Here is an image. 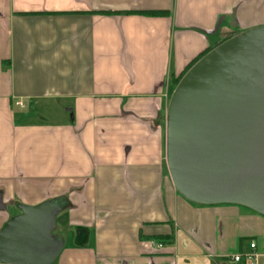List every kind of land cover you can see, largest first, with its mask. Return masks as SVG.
<instances>
[{
    "label": "crops",
    "instance_id": "crops-1",
    "mask_svg": "<svg viewBox=\"0 0 264 264\" xmlns=\"http://www.w3.org/2000/svg\"><path fill=\"white\" fill-rule=\"evenodd\" d=\"M260 26L264 0H0V230L63 199L52 264H229L250 242L264 254V216L187 201L165 161L175 80Z\"/></svg>",
    "mask_w": 264,
    "mask_h": 264
},
{
    "label": "water",
    "instance_id": "water-1",
    "mask_svg": "<svg viewBox=\"0 0 264 264\" xmlns=\"http://www.w3.org/2000/svg\"><path fill=\"white\" fill-rule=\"evenodd\" d=\"M165 161L187 201L264 216V26L220 43L182 76L168 103ZM64 205L23 207L0 230V263L52 264Z\"/></svg>",
    "mask_w": 264,
    "mask_h": 264
},
{
    "label": "built area",
    "instance_id": "built-area-1",
    "mask_svg": "<svg viewBox=\"0 0 264 264\" xmlns=\"http://www.w3.org/2000/svg\"><path fill=\"white\" fill-rule=\"evenodd\" d=\"M15 105L20 108L23 107V105L19 102H15ZM228 259L233 264H264V254L257 251V246L254 242H250L248 244L246 251L230 255Z\"/></svg>",
    "mask_w": 264,
    "mask_h": 264
},
{
    "label": "rangeland",
    "instance_id": "rangeland-1",
    "mask_svg": "<svg viewBox=\"0 0 264 264\" xmlns=\"http://www.w3.org/2000/svg\"><path fill=\"white\" fill-rule=\"evenodd\" d=\"M45 109L42 110V111L37 110V109L33 110L32 113H31L30 118H32L35 122H45V121H48V118L44 116ZM227 256H229V255H227ZM227 262H229V264H233L229 259L227 260Z\"/></svg>",
    "mask_w": 264,
    "mask_h": 264
},
{
    "label": "trees",
    "instance_id": "trees-1",
    "mask_svg": "<svg viewBox=\"0 0 264 264\" xmlns=\"http://www.w3.org/2000/svg\"><path fill=\"white\" fill-rule=\"evenodd\" d=\"M147 14H149V15H160V14H162L161 12H159V11H151V12H149V13H147ZM164 14V13H163ZM220 44V43H219ZM218 44V45H219ZM211 49H209V50H207L203 55H201L197 60H195L186 70H185V72H183V74L178 78V79H176L175 80V83H174V86H176L177 84H178V82L180 81V79L182 78V76L191 68V66L193 65V64H195L201 57H203L205 54H207L209 51H210Z\"/></svg>",
    "mask_w": 264,
    "mask_h": 264
}]
</instances>
